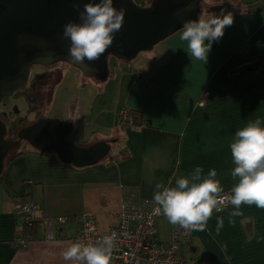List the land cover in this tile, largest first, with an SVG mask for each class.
<instances>
[{"label": "crops", "instance_id": "crops-1", "mask_svg": "<svg viewBox=\"0 0 264 264\" xmlns=\"http://www.w3.org/2000/svg\"><path fill=\"white\" fill-rule=\"evenodd\" d=\"M151 1L136 0L142 5ZM224 2L206 13L202 10L205 18L222 9L233 15V24L213 43L208 62L190 58L180 39L182 29L169 36L140 57L138 70L133 69L127 85L119 88L123 104L107 124L101 121L107 112L92 111L101 94H94L97 86L81 74L76 80V71L73 77L59 79L52 113L58 102L54 115L72 124L73 141L117 139L116 148L105 160L84 167L31 145L7 158L0 178V264H71L62 252L79 231L75 217L94 212L100 229L108 230L118 222L123 187L153 201L157 183L167 185L174 174L188 175L202 167L205 175L216 169V179L231 192L237 183L231 176L235 133L250 120L264 121V0ZM123 107L140 112L149 124L141 130L120 125ZM124 149L126 158L112 160ZM26 194L54 223L55 239H47L39 222L31 241L19 247L23 233L16 227L14 201ZM231 211L230 205L214 212L202 232H186L161 215L159 238L168 242L175 228L181 231L184 264H264V209L242 205L243 214L233 217L234 223L229 222ZM220 216L224 226L217 234ZM60 218L68 220L61 224Z\"/></svg>", "mask_w": 264, "mask_h": 264}, {"label": "water", "instance_id": "water-1", "mask_svg": "<svg viewBox=\"0 0 264 264\" xmlns=\"http://www.w3.org/2000/svg\"><path fill=\"white\" fill-rule=\"evenodd\" d=\"M88 2L0 0V105L4 97L26 87L35 63L52 65L66 61L85 76L105 82L110 77V55L129 61L181 30L184 21L197 19L203 10L202 0H152L149 5L136 0H114V6L125 9L126 14L113 43L99 59L75 63L68 54L70 40L64 37V27L70 21L81 22L80 12ZM72 131V124L48 117L23 127L18 136L32 147L55 152L62 161L77 167L105 160L117 141L98 140L81 146L67 139ZM6 133V123L0 119V175L9 152L20 148L19 141L6 139Z\"/></svg>", "mask_w": 264, "mask_h": 264}, {"label": "clouds", "instance_id": "clouds-1", "mask_svg": "<svg viewBox=\"0 0 264 264\" xmlns=\"http://www.w3.org/2000/svg\"><path fill=\"white\" fill-rule=\"evenodd\" d=\"M126 10L117 9L114 0H90L80 12L81 22H68L64 37L70 40L69 56L75 63L85 59L93 61L113 43L114 34L121 30ZM233 24L231 12L221 10L205 18L186 20L180 39L187 44L190 58L208 62L213 43L220 40L225 29ZM235 165L231 176L237 183L230 194H224L221 181L216 179V169L206 175L202 167L190 174L170 178L165 185L157 183L154 190V215H163L173 226L186 232L205 231L214 212H222L225 204L233 206L229 222L242 215V205H255L264 209V121L257 118L235 133L230 145ZM174 179V184H173ZM224 226V218L217 217L216 233ZM118 235L112 232L96 240L76 241L62 252L65 261L71 264H111Z\"/></svg>", "mask_w": 264, "mask_h": 264}, {"label": "built area", "instance_id": "built-area-1", "mask_svg": "<svg viewBox=\"0 0 264 264\" xmlns=\"http://www.w3.org/2000/svg\"><path fill=\"white\" fill-rule=\"evenodd\" d=\"M201 104H204L203 100ZM119 121L123 126L138 130L147 126L145 121L135 123L131 109L127 107L120 109ZM224 194L227 195L230 192L224 191ZM229 206L230 204L226 203L224 209ZM14 207L16 227L20 232L43 222L47 239L56 238L54 223L46 218L42 206L35 200L30 197L16 198ZM155 207L152 200L139 198L133 188L123 187V199L117 224L103 231L98 225L94 212H83L75 217L79 231L72 241H94L116 232L118 240L111 264H184L186 258L181 247V231L175 228L170 241H161L159 238V217L161 215L153 214ZM67 220L68 218H60L57 221L64 224ZM31 239L30 236L22 234L18 239L19 247H25Z\"/></svg>", "mask_w": 264, "mask_h": 264}, {"label": "rangeland", "instance_id": "rangeland-1", "mask_svg": "<svg viewBox=\"0 0 264 264\" xmlns=\"http://www.w3.org/2000/svg\"><path fill=\"white\" fill-rule=\"evenodd\" d=\"M201 4H202L203 10L206 13L207 11L214 9V7H219L220 5H224L225 2L224 0H202ZM204 11H202L200 15H204ZM151 50L142 51L138 54V56H136L135 58L129 61L119 59L115 57L114 55H110L108 57L110 77L105 82L98 81L92 77H86L83 73L81 74V78L84 77V79H89L88 81H90V83H93L95 86L98 87V88H95L94 94L95 92H98V90H100L99 94L100 93L101 94L94 100L92 111L94 115L98 112V110L100 111L104 110L105 112H107V113H103V116L101 117V121L103 123L107 124L109 121H112V113L114 112L118 104H123L121 100L122 93L119 91V88H123L124 86L127 85L128 78L132 75L133 69L138 70L137 68L139 67L138 63L141 59L140 57L147 55L146 53H150L149 51ZM61 63L69 64L65 61H62ZM67 69H68V66H65L64 70H67ZM72 69H74L78 74V76L75 79L76 80L79 79V74H80L79 70L76 67L75 68L72 67ZM82 84H84V82H82ZM85 84L87 85L88 82H86ZM72 103H74V101ZM33 106L34 105H31L27 101V93L18 91L14 95L9 96V107H6L3 103L1 110L5 109L9 111V122L7 120V123H9L8 124L9 126L11 127L15 125L22 126L24 125V123H28V120L35 119V116L37 115V111L36 109L33 108ZM63 106L64 108L67 107L65 104H63L61 107ZM16 108L19 110V112L15 111ZM49 108H50L49 111L47 110L45 113L47 115H50V114L54 115L55 110L59 108L58 102L54 106L53 113L51 111V107ZM61 112H63V110H61ZM135 123L139 124V122H136V121ZM119 124L121 125L120 121H119ZM124 127H127V126H124ZM73 136H74V129L70 137H68L70 141L76 144H79L81 146L91 144L89 142L81 141L82 139H79L80 141L75 142L72 140ZM23 145H26V144L23 143ZM115 148H116L115 146L112 147L109 155H112L114 153Z\"/></svg>", "mask_w": 264, "mask_h": 264}, {"label": "flooded vegetation", "instance_id": "flooded-vegetation-1", "mask_svg": "<svg viewBox=\"0 0 264 264\" xmlns=\"http://www.w3.org/2000/svg\"><path fill=\"white\" fill-rule=\"evenodd\" d=\"M61 62L62 61H59L52 65L36 64V63L33 64L31 67L30 76H29V80L27 82L26 87L23 90H19L21 92L27 93L28 103H30L31 105H34L33 108L36 109L37 111V115L35 116V119L28 120V123H24V125L22 126H18V125H15L13 127L9 126L8 125L9 123H7V120L9 122V111L5 109L1 110L3 103L6 107H9V96L3 98L1 105H0V119H2L6 123V126H7V133L5 137L6 139L13 141V142L19 141V144H20L19 146L20 148L10 151L7 158H9L12 155L17 154L22 149L23 146L30 145L26 139H21L18 136V133L21 131L23 127H26L28 125L35 123L40 118H48V117L60 118L59 116L52 115V114L47 115L45 112L47 110L49 111L50 109L49 107H51V111H52V104L55 100L54 97L56 94L57 83L59 79L61 77L65 78L66 76L73 77L72 72L75 71L74 69H72V67L75 68V66H73L72 64L70 63H69L70 65L62 64ZM65 66H68L67 70H64ZM78 70L80 74L83 73L80 69ZM15 111L19 112L17 108L15 109ZM70 135L67 136V139L68 137H70ZM72 140H73V137H72ZM23 143L26 145H23ZM84 146H88V145H84Z\"/></svg>", "mask_w": 264, "mask_h": 264}, {"label": "trees", "instance_id": "trees-1", "mask_svg": "<svg viewBox=\"0 0 264 264\" xmlns=\"http://www.w3.org/2000/svg\"><path fill=\"white\" fill-rule=\"evenodd\" d=\"M123 108H125V107H123ZM128 108V107H127ZM131 112H132V115H133V118H134V120L136 121V122H139V123H142V122H144L145 120H142V117L140 116V112H138V111H134L133 109H131ZM146 122V121H145ZM149 123H147V125H148ZM117 144V142L116 143H113L112 144V147L113 146H115ZM122 152L121 153H119L118 155H116V157H114V159H112V160H114V161H117V160H119V159H121V158H126L127 157V155H128V151H127V149H124V150H121ZM111 159V158H110ZM113 161V162H114ZM4 173V172H3ZM3 173L0 175V178L2 177V175H3ZM22 197H24V198H27V197H29L28 196V194H26V195H22ZM36 226V225H35ZM35 226H32V227H30V228H25L24 229V231L22 232L23 234H25L26 236H30V238H33L34 237V234H32L31 233V231H33L36 227ZM18 230V229H17ZM20 232V231H19Z\"/></svg>", "mask_w": 264, "mask_h": 264}]
</instances>
